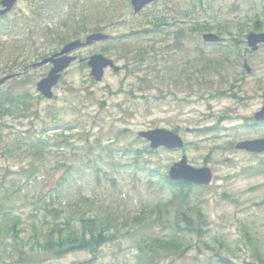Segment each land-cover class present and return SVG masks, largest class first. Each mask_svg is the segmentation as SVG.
Listing matches in <instances>:
<instances>
[{
    "label": "rangeland",
    "instance_id": "obj_1",
    "mask_svg": "<svg viewBox=\"0 0 264 264\" xmlns=\"http://www.w3.org/2000/svg\"><path fill=\"white\" fill-rule=\"evenodd\" d=\"M32 1H19L4 15L6 20L20 19L17 32L0 31V77L11 72L19 73L18 79H11L0 85V91H28L33 98L29 102L30 107L32 111H36V114L27 113L19 118L7 115L2 119L6 125L2 126L4 141L0 144V193L3 189L14 192L10 201L14 212L19 213L28 225V235L34 220H39V224L52 220V215L46 213L43 206L38 204V194L43 191L45 193V190L47 192L54 186L55 181L66 174V165H74L73 179L78 182L88 181L81 194L92 198L98 206L110 201L113 204L124 202L129 211L130 222L124 228L131 230L129 235L104 244L94 257L89 251H76L47 261L46 264H222L219 257L230 261H223V264H244L253 259L252 250L240 229V226L246 224L250 234L261 240L264 252V153L249 154L234 148L237 141L264 137V124L253 125L255 122L251 120L264 100V46L249 55L245 30L244 42L236 49L228 48L241 53L229 51L228 59L225 60L219 50H216L219 47L212 43L204 44L202 33L188 30V35L182 39V47L175 51L170 50L166 55L168 64L173 67V75L162 81L155 79L153 89L145 97H141L139 93H132L133 96L126 93L136 86L135 78L128 76L124 70L114 72L108 68L101 81H94L90 79L86 61L77 60L63 73L58 85L53 88L56 97L38 100L36 82L46 75L50 65L33 67L32 64L41 60L42 55H52L57 51H54L56 48H61L58 42L46 40L44 31L50 30L53 38L56 34H63L60 20L66 12L75 11L79 14L85 8L89 14H94L98 10L97 6L108 5L109 0H67L65 3L60 2L56 12L45 17L33 15ZM129 1L116 0L121 5L118 20L126 21L108 24L105 32L112 35L123 32L135 19L133 15L140 14H134ZM261 1L158 0L154 6L151 4L145 10L165 11L180 20L177 25L185 27L208 22L214 27L211 32L215 33V26L221 23L229 25L234 32L239 23L252 27L251 19ZM182 11L185 15L181 14ZM187 14L190 15L185 17ZM262 24L264 26V21ZM86 34L80 38H84ZM221 36L226 40L222 47H228L230 36L227 33ZM106 43H93L75 53L79 58H87L91 54L100 53ZM244 57H248L252 67L250 74L243 70ZM189 60L191 66L187 63ZM214 61L216 64L221 62L222 66L215 69L214 77L211 75L212 82L204 85L195 83L197 68L211 62L214 64ZM190 72L193 73L191 87L187 88L186 77ZM236 79L237 82L234 81ZM232 83L235 84L234 87H231ZM258 87H262V90ZM219 91L221 95L217 96L216 92L219 94ZM210 92L214 94L213 97H208ZM233 92L237 97L232 95ZM98 100H105L103 107ZM51 115H56L58 119L53 120ZM242 123L253 125L252 129L243 127ZM205 126H210V129L199 131V128ZM154 127L172 130L177 127L185 141L181 150L158 148L152 150L155 152L144 153L140 157L139 160L150 159L152 168L158 170L156 176L148 177L143 172L134 175L129 167H118L119 171H116L104 161L97 160L98 152L106 158L105 151H110L114 163H128L134 157L135 150L149 146L142 138L134 141V134ZM124 128L128 129L124 136L117 134L118 130ZM60 132L72 134L69 145H50L43 149L47 150V160L41 168L42 171L37 173L36 180H30L25 186V172L23 173L21 167L33 159L28 148L35 144L38 135L53 141L54 135ZM86 133L89 143L101 136L105 151L97 149L96 153L89 154ZM19 136L25 137L23 148L27 149L26 154H18V150L6 151L5 144L9 145ZM230 143H233L232 150H228ZM126 147L127 151L123 149ZM182 153L186 154L191 165H207L214 173L211 188H194L190 197L192 204L200 205L208 223L202 237H194L193 245L184 251L182 257L160 250L150 259L142 254L149 253L152 249L150 237L167 238L172 234L171 227L166 222L167 215L163 212L160 224L145 223L143 230H140V225L132 221V218L142 208L147 209L145 206L167 200L170 191L162 186L159 174L167 175L170 165L178 161ZM88 157L97 163V168L90 169L85 166ZM36 160L41 164V159L37 157ZM62 162H66V165L61 164ZM257 168L263 171H256ZM91 170H98L101 177L110 173L115 180L114 184L102 179L100 187H96L92 182ZM18 186L22 187L20 193L16 192ZM75 195L78 193L75 192L73 196ZM57 204L55 202L54 206L59 208ZM62 204H65V200ZM84 207L87 208V203ZM154 216L156 215H152ZM214 252L215 257L210 261L207 254ZM252 263L264 264V258L261 263L255 260Z\"/></svg>",
    "mask_w": 264,
    "mask_h": 264
},
{
    "label": "trees",
    "instance_id": "obj_2",
    "mask_svg": "<svg viewBox=\"0 0 264 264\" xmlns=\"http://www.w3.org/2000/svg\"><path fill=\"white\" fill-rule=\"evenodd\" d=\"M66 1L33 0L31 3H33L34 7L31 10L35 17L49 16L57 11L60 2L65 3ZM157 2L158 0L152 5L154 6ZM97 8L98 10L94 14H89L85 8H82L79 14H76L75 11L66 12L65 16L60 20V27L64 29V33L56 34V37L53 38L51 37L52 32L47 30L43 33L44 38L46 40L49 39V41L58 42L59 46H63L68 41L80 38L88 32H105L108 24H114L115 22L125 23L126 21L125 19L118 20L121 14V5L117 4L116 0H109L108 5H99ZM255 10L254 16L251 19L252 27L249 28L245 23H239L236 31L233 32L229 25L217 23L215 32L220 35L227 33L230 36L228 41L232 45L243 43L245 30L247 32L250 30L261 31L264 28L262 24L264 21V0L261 1L260 7L258 9L256 7ZM181 14L185 15V12L182 11ZM189 15L187 14L185 17ZM133 16H135V19L132 21V24L123 29V32L116 35L105 32L109 35V39L104 41L107 42V45L100 51L113 56L115 60L120 62L122 70L128 76L135 78L134 86L136 87L126 92L129 95L139 93L141 97H145L153 89L155 79L162 81L166 77L173 75V67L168 64L166 55L169 54L170 50L174 51L183 45L182 39L188 35V30L195 31L198 34L214 30V27L208 22H198V24H194L191 27L177 25L180 20L175 19L174 15H169L165 11L144 9L139 15ZM5 18V16H0V31L17 32L20 19L6 20ZM56 50H59V48H56L54 51ZM44 57H46V54L41 56V58ZM191 61L194 62V60ZM187 63H190V60ZM214 68L215 66L212 62L198 67V70H196L198 73L195 75L196 83L204 85L212 82L211 75ZM192 74V72L187 74V87L191 85L190 79ZM15 79L18 78L14 77L13 80ZM213 95L211 93L208 97H213ZM218 95H221L220 91L219 94L217 92ZM36 98L38 100L43 99L40 95ZM31 99H33L32 94L26 90H21L17 93L0 91V144L4 141L2 126L6 124L2 119L5 116L11 115L14 118H19V116L27 113L36 114V111H32L30 107L31 103L29 104V102H31ZM98 101L100 106L103 107L105 100ZM228 116L230 117V115ZM50 117L53 120L58 119L56 115H51ZM245 123L241 125L247 129H251ZM208 128L205 127V131ZM174 130L178 132L177 127ZM127 131L128 129L124 128L118 130L117 134L124 136ZM54 136L55 138L52 141L50 138L38 135L35 144L28 148V151L33 155V159L27 165H22L21 167L23 173L25 172L23 174L25 186L29 184L30 180H36L37 173L42 171L41 168L47 160L45 152L47 150L43 149L50 145L58 147L69 145L72 134L66 135L60 132ZM85 136L89 154L96 153L97 149L104 150L106 148L101 143V136L96 137L91 143H89L88 133ZM133 138L134 141L141 140L135 134ZM25 141V137L19 136L14 138L9 145L5 144L6 151L15 152L18 150V154H26L27 149L23 148ZM148 148L149 146H145L135 150L134 157L124 165L114 163V157L111 152L105 150L106 158H103L102 154L98 152L99 156L97 160L104 161L107 166L116 171H119L118 167H129L134 175L138 172H143L148 177H154L158 173V170L152 168L150 159L139 160L140 157L144 156V153L155 152L152 151L153 149ZM123 149L127 151V147ZM232 149L233 143H230L228 150ZM37 157L41 159V164L36 160ZM65 163L62 162L61 164L66 165ZM85 166H88L90 169L92 167L97 168V163L91 157H88ZM66 167L68 169L65 171L66 174L55 181L54 186L47 190V192L45 190V193L43 191L37 196L38 204L43 206L46 213L52 215V220L50 222L46 220L41 224L38 223L39 220H34L31 223V233L28 235L26 233L28 225L25 224L24 219L19 213L14 212V206L10 201V197H13L14 192L7 189L2 190V193H0V264H46L47 261L61 258L68 253L76 251H89L94 257L104 244L120 239L123 235H129L131 230L124 228L130 223L128 219L129 211L125 203L118 201L113 204L110 201L105 204L103 203L102 206L96 205V202L92 198L81 194L82 189L87 185L88 181L81 180L78 182L76 179H73L75 166L66 165ZM256 171L260 170L257 168ZM91 173L93 174L92 182H94L96 187H100L102 179L111 181L112 184L115 182L110 173L104 174L103 177L100 176L98 170H91ZM159 176L162 180V186L169 189L170 196L164 202H156L151 206H145L147 209L143 210L142 208L139 214L133 216L132 221L139 224L140 230H143L145 223L160 224L164 212L167 215L166 222L169 223L172 234L167 238L150 237L149 242L154 251L151 249L149 253L143 252L142 254L153 259L154 253L163 250L182 257L184 251L193 245V238L197 237V239H200L202 237L208 220L203 214L200 205L191 203L190 197L193 194V186L182 181L172 182L166 174H159ZM21 189L22 187L18 186L16 192L20 193ZM75 192L78 195L73 196ZM63 200H65V204H62ZM55 202L58 203L59 208L54 206ZM85 203H87L86 209L84 207ZM170 208L172 209L171 212ZM154 214L156 216L152 217ZM147 218L150 219L147 220ZM240 229L253 254V259L244 264H253L252 261L254 260L259 263L263 262L264 252L261 247V240L257 236L254 237L250 234L247 224L240 226ZM207 256L211 261L215 257V252L207 254ZM219 261H222V264L224 263L223 261L230 262L229 260H224L222 257H219Z\"/></svg>",
    "mask_w": 264,
    "mask_h": 264
},
{
    "label": "water",
    "instance_id": "obj_3",
    "mask_svg": "<svg viewBox=\"0 0 264 264\" xmlns=\"http://www.w3.org/2000/svg\"><path fill=\"white\" fill-rule=\"evenodd\" d=\"M19 0H0V15L8 13L16 2ZM154 0H130V4L135 13L140 12L146 5L152 3ZM108 38V34L103 32H93L84 37V39H75L65 44L61 50L48 58L37 62L35 65L41 66L47 63L51 64L48 73L42 77L37 83L36 88L38 92L45 98L53 97V87L56 86L61 78L62 72L66 70L70 64L77 58L71 53L81 47L90 45L94 42L103 41ZM202 39L206 42H217L220 40L219 36L214 33H205ZM248 46L252 50H256L259 44L264 43V31L255 32L251 31L246 35ZM87 64L90 68V75L96 81H100L104 75V70L107 67L112 68L114 71L119 70V66L114 63V60L105 56L102 53H95L87 59ZM248 69L249 67L245 65ZM11 76H5L0 79L2 84L6 79ZM257 121L264 120V104L262 108L255 113ZM138 136L147 140L152 149L158 147H165L167 149L182 148L184 143L181 136L167 128H152L141 130ZM235 148L243 149L250 152L264 151V138H255L239 141L236 143ZM168 175L172 180H182L186 182H194L198 184H210L213 179L212 171L209 167H194L188 163L185 155L173 163L168 171Z\"/></svg>",
    "mask_w": 264,
    "mask_h": 264
},
{
    "label": "flooded vegetation",
    "instance_id": "obj_4",
    "mask_svg": "<svg viewBox=\"0 0 264 264\" xmlns=\"http://www.w3.org/2000/svg\"><path fill=\"white\" fill-rule=\"evenodd\" d=\"M233 48H235V47H233ZM246 49H247V47H246ZM247 52H249L250 54L249 55H251V51H249L248 49H247ZM248 59V57H244V58H242V65H243V62H244V60H247ZM247 62H248V60H247ZM249 63V62H248ZM214 66H215V61H214ZM252 72V71H251ZM250 72V73H251ZM250 73H248V74H250ZM213 74H214V76H215V68H214V70H213ZM262 83V82H261ZM258 89H260V90H262V87H258ZM264 101V100H263ZM258 125H261L260 123H258ZM257 125V126H258Z\"/></svg>",
    "mask_w": 264,
    "mask_h": 264
}]
</instances>
